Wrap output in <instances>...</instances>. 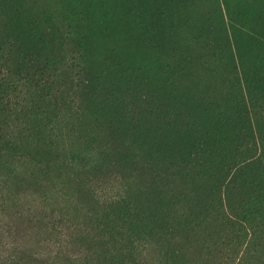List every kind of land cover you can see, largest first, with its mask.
I'll use <instances>...</instances> for the list:
<instances>
[{"label":"rangeland","instance_id":"1","mask_svg":"<svg viewBox=\"0 0 264 264\" xmlns=\"http://www.w3.org/2000/svg\"><path fill=\"white\" fill-rule=\"evenodd\" d=\"M9 38L47 78L1 59L0 264H264V227L237 220L264 187V159L243 161L264 138V0H0ZM233 126L250 151L217 157ZM145 201L186 233L114 224Z\"/></svg>","mask_w":264,"mask_h":264},{"label":"trees","instance_id":"2","mask_svg":"<svg viewBox=\"0 0 264 264\" xmlns=\"http://www.w3.org/2000/svg\"><path fill=\"white\" fill-rule=\"evenodd\" d=\"M0 52H1L0 53V66H2L3 64L1 63V59L6 58V60H8V57H11V58H15L16 60L17 63L15 64V67L13 69L11 68L12 71L10 70L11 74L13 75L21 74L24 77L26 75L25 78H27L30 81H33L34 83L35 81L39 82L42 78H47L46 66L41 64V60H39L35 54L26 53L24 51L23 45H21L18 38H9L6 43H1ZM5 86L6 85L0 84V91L2 89L6 91ZM4 90H3V95L5 93ZM190 113H192L191 109H190ZM257 125L260 126V122ZM145 127H146V124H145ZM140 128H142V126H140ZM136 129H137V126H136ZM145 131H146V128H145ZM240 133H241L240 128L238 127L237 129H235L234 127V131L228 130L220 134H214V135L209 136L208 141L211 142V144L213 145L212 147L213 154H215L217 157L223 156V155L226 157H229V154H233V152H235V155H238L241 153L246 154L247 150L250 151V149L242 150L241 147H238V148L234 147L235 143L239 140ZM260 141L261 142H259V144L256 145L253 151L251 152L250 158L243 160L245 166H249L250 164H254V163L255 164L262 163V160L264 159V143H263L264 138L261 139ZM12 144H7L8 150L16 149ZM52 146L48 145L46 147L44 146L41 147L40 150H44L43 151L44 153L42 154L41 157L45 159H50V158L53 159L52 155L54 151L52 150ZM1 150L2 151H0V155H2V152L4 153V148ZM253 154H258V156L257 158L254 157V161H250ZM237 164H234L230 166L229 168H224L222 170L223 173L221 174L222 177L230 178L232 180L234 176L236 177L241 176L240 174L243 171H242V168L239 169L237 167ZM230 181L229 183H231ZM263 189L264 187L259 186V189L247 195L246 200L242 202L241 207L237 211L238 212L237 220L239 222L241 221V224L245 226L247 231L249 230L252 231L253 234L251 236H255V234H257L260 231V228L264 227V190ZM155 200H156L155 198H152L151 202ZM219 200H222L221 196L219 197ZM216 201L218 200L215 198V202ZM223 206H224V203H222V201H219L218 203H216V205L213 206L212 208L211 206H209V208L205 211V213L207 214H206V219H205V225H203L204 229L206 228V224L208 223V219L210 217L214 216L213 218L216 219L219 216V214L223 213ZM212 209L213 211H211ZM169 210L170 211L172 210L171 207L169 209H166V211L163 212V210L161 208H158L156 205L151 206V207L147 206V202L145 201V211L142 212L145 216V220L143 219L144 217L139 212H137L138 209L135 205V209H132L131 214H129L130 210L129 208H127L124 211L120 212L118 216L114 215L116 217L114 224L121 226V227L122 226L125 227L128 224L130 226L129 229L134 228L137 230L139 234L143 233L145 236L151 237V238L155 236V233H160L161 231L166 229L168 236L171 239H174L176 236H179V234L184 232L183 231L184 227L178 223L171 224L170 219L168 218L170 215L167 214ZM197 222H204V221L193 220L192 221L193 227L190 222L188 223V227L193 230L194 227H197L196 226ZM248 256L249 257H247L246 259L249 261L251 257L249 253H248Z\"/></svg>","mask_w":264,"mask_h":264}]
</instances>
